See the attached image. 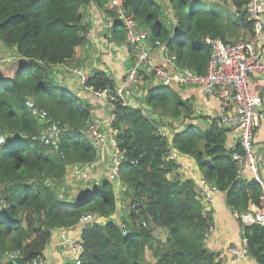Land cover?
I'll list each match as a JSON object with an SVG mask.
<instances>
[{"label": "trees", "instance_id": "1", "mask_svg": "<svg viewBox=\"0 0 264 264\" xmlns=\"http://www.w3.org/2000/svg\"><path fill=\"white\" fill-rule=\"evenodd\" d=\"M110 1L0 0V47L17 56L9 75L0 70V264H16L18 257L41 264L52 233L80 224L82 252L60 264H223L206 243L214 230L212 211L191 180L171 176L179 171L167 161L172 150L189 157L225 195L248 257L264 264V229L239 221L261 194L256 182L236 178L232 154L242 152L240 145L226 148L232 130L221 127L219 118L204 130L191 123L206 118L196 117L191 100L174 96L170 87L148 91L140 100L146 108L110 109V136L123 153L118 179L104 178L74 197L68 191L64 182L77 176L70 172L94 163L99 150L81 134L89 105L58 83L55 69L78 56L90 30L88 7L105 10ZM122 1L137 27L149 33L152 48L163 49L175 69L197 75L206 74L210 61L206 39L228 42L240 30L253 34L248 0H221V6L172 0L171 11L153 0ZM108 14L120 42L128 43L114 13ZM86 83L93 90L115 87L102 72ZM124 200L127 210L113 218L117 201ZM164 229L162 243L155 233Z\"/></svg>", "mask_w": 264, "mask_h": 264}, {"label": "built area", "instance_id": "2", "mask_svg": "<svg viewBox=\"0 0 264 264\" xmlns=\"http://www.w3.org/2000/svg\"><path fill=\"white\" fill-rule=\"evenodd\" d=\"M109 10L122 25L127 42L132 47L130 70L113 89L98 90L87 86L88 76L79 68L64 65L63 70L75 75L84 90L90 91L98 101L104 102L110 109L115 104L130 106L133 85L147 78H152L159 85L166 87H198L204 95L218 98L219 125L225 129L239 131L238 144L242 152L232 154V159L236 163V178L254 181L261 187V194L251 206V210L239 215L240 224L242 227L255 224L264 229V182L258 174L259 162L253 152L254 135L262 124L264 82L259 93L254 92L250 86L251 80L255 77L264 81V57L258 50L264 38V0H248L246 13L253 27V34L248 40L223 42L218 38L206 39L211 57L205 75H197L187 67L170 71L164 66L157 65L147 48L149 33L139 29L133 15L124 11L123 1L111 0ZM3 63L4 60L0 58V65ZM89 113L91 117L81 134L100 151L106 146V133L102 129V122L92 115L94 111L89 109ZM113 119L111 115L105 122L108 125L107 134L110 135L112 129L109 125ZM113 147L114 150L110 154V172L113 178L118 179L123 153L115 148V143ZM185 159V155L174 150L167 157V161L178 168L183 179L194 183L195 192L200 196L201 203L210 205L217 192L216 187L208 184L192 162ZM77 172L78 170L71 171L70 176H76ZM68 247L78 259L82 252L81 244L73 240ZM226 252L233 261L244 260L248 257L246 240L242 239L239 247L226 248Z\"/></svg>", "mask_w": 264, "mask_h": 264}, {"label": "crops", "instance_id": "3", "mask_svg": "<svg viewBox=\"0 0 264 264\" xmlns=\"http://www.w3.org/2000/svg\"><path fill=\"white\" fill-rule=\"evenodd\" d=\"M158 4L162 5L168 11H171V0H153ZM208 3H216V0H207ZM88 13L85 16L86 23L89 24L90 30L85 37L84 44L79 48V53L76 59H74L71 66L79 68L88 77L92 76L96 72H102L107 75L116 85L120 83L124 75L131 68V47L124 42H120L119 34L113 28L115 24L114 19L108 14L109 3L104 4L105 10L97 9L93 6L88 7ZM117 29V28H116ZM239 33H246L247 39L250 38V34L244 31ZM238 33V34H239ZM234 39V38H232ZM246 39V40H247ZM231 40V39H229ZM228 42H233L229 41ZM148 50L151 58L157 65L164 66L170 71L175 68L169 61L165 51L163 49L152 48L150 38L148 39ZM261 55L264 57V39L258 48ZM57 81L60 85L67 88L74 95L82 99L86 104L89 105L90 110H93L92 114L99 121L102 122V129L107 132V124L105 123L110 114V108L105 105L104 102L98 101L94 95L87 90H84L79 82V79L68 72L63 70V66H58L55 69ZM263 80L259 78H253L251 80V88L254 92H261L263 86ZM148 80L137 81L131 89L130 105L134 108H146L143 99L148 91L159 87V84L151 80V85L147 86ZM172 94L179 97L182 100L190 99L196 117L206 118L204 120H198L197 123L204 129H206L212 119L219 118L220 104L216 97L206 96L198 87H170ZM264 101V96H263ZM264 114V103L261 112ZM201 128V129H202ZM165 135H168V128L162 129ZM239 131L233 130L226 139V148L230 149L234 145L238 144ZM113 139L110 134L106 133V146L101 149L98 153L97 160L92 163L87 169H84L91 174H99L104 176L109 181H114L110 177V154L114 150ZM253 152L259 162L258 174L264 182V124L256 130L253 142ZM186 161H190L189 157H186ZM191 163V161H190ZM194 166V163L192 162ZM195 167V166H194ZM86 173V174H90ZM112 176V175H111ZM171 176H178L182 180L183 175L179 171L175 170ZM75 178V177H74ZM102 178V179H104ZM101 179V180H102ZM71 180V179H66ZM67 185L66 182H64ZM119 183L115 182V195L118 198ZM123 206H119L118 201L116 203L117 214L113 218L120 217L123 214ZM212 211L214 230L213 233L206 240L207 247L214 253H216L223 264H256L254 259L246 257L242 261H233L227 254L226 248L230 246L239 247L242 242L241 227L239 226L236 215L225 204V195L217 191L213 196V201L207 206ZM81 224L76 226L74 229L69 230H57L52 233L50 243L47 245L43 252L44 259L55 261V264L62 263L63 259H72L73 255L68 247L69 243L73 240H79ZM72 255H70V253ZM75 258H77L75 256Z\"/></svg>", "mask_w": 264, "mask_h": 264}, {"label": "rangeland", "instance_id": "4", "mask_svg": "<svg viewBox=\"0 0 264 264\" xmlns=\"http://www.w3.org/2000/svg\"><path fill=\"white\" fill-rule=\"evenodd\" d=\"M208 3V2H207ZM216 3H218L219 6L222 5V1L221 0H216ZM174 6H176L177 4L174 2L173 4ZM246 33H239L238 36L234 39H231L229 41H246L247 37L245 36ZM248 40V39H247ZM0 58L4 60V63L3 65L0 67L2 73H4V75H9V72L12 68V64L13 62L15 61V59L17 58V56L12 53L11 51H6L4 49H2L0 47ZM146 80L149 81V83H147L146 85L147 86H150L151 85V80L152 78H147ZM191 123H195L198 127L202 128L197 122H191ZM202 130H204V128H202ZM84 169H87V167H84L82 169H79L78 172H77V176L71 180H66V187H68V191H70L72 197H74L77 193H79L80 191L82 190H85V189H90L91 186L95 183H98L102 178H104V176L102 175H99V174H91L92 170L90 172L86 171V173H90V174H86L84 173ZM110 170H111V166H110ZM111 178H113V176L110 175ZM114 180V178H113ZM66 192V191H65ZM118 200L120 201L121 199H124L123 195L120 193H118ZM73 199V198H72ZM127 200H124L123 203H119V206H123V213L127 210ZM123 215V214H122ZM120 215V217L122 216ZM167 233V230H157L156 233H155V236L156 238L161 241L162 243L165 241V235ZM70 253V252H69ZM70 255H72L70 253ZM146 258L148 259V261L150 262L151 259L149 257V253L146 254ZM41 264H55V261H51V260H46L43 258V260L41 261Z\"/></svg>", "mask_w": 264, "mask_h": 264}, {"label": "water", "instance_id": "5", "mask_svg": "<svg viewBox=\"0 0 264 264\" xmlns=\"http://www.w3.org/2000/svg\"><path fill=\"white\" fill-rule=\"evenodd\" d=\"M172 1V0H171ZM16 264H25L23 258H14L13 259Z\"/></svg>", "mask_w": 264, "mask_h": 264}]
</instances>
